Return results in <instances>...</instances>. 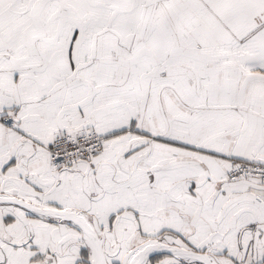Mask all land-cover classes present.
I'll list each match as a JSON object with an SVG mask.
<instances>
[{"label":"snow or ice","instance_id":"obj_1","mask_svg":"<svg viewBox=\"0 0 264 264\" xmlns=\"http://www.w3.org/2000/svg\"><path fill=\"white\" fill-rule=\"evenodd\" d=\"M0 264H264V0H0Z\"/></svg>","mask_w":264,"mask_h":264}]
</instances>
